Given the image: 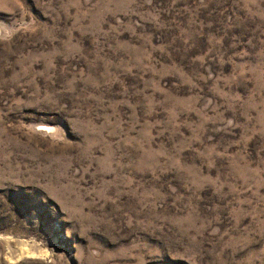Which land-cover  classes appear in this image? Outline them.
<instances>
[{
	"label": "rangeland",
	"instance_id": "rangeland-1",
	"mask_svg": "<svg viewBox=\"0 0 264 264\" xmlns=\"http://www.w3.org/2000/svg\"><path fill=\"white\" fill-rule=\"evenodd\" d=\"M21 241L264 264V0H0V264Z\"/></svg>",
	"mask_w": 264,
	"mask_h": 264
},
{
	"label": "clouds",
	"instance_id": "clouds-1",
	"mask_svg": "<svg viewBox=\"0 0 264 264\" xmlns=\"http://www.w3.org/2000/svg\"><path fill=\"white\" fill-rule=\"evenodd\" d=\"M11 239V238H9ZM9 264H20L21 261H31L35 264H56L54 251L42 244L29 241L17 242L15 250L7 249Z\"/></svg>",
	"mask_w": 264,
	"mask_h": 264
}]
</instances>
